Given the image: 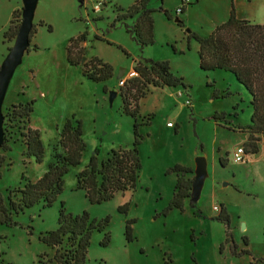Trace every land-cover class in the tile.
I'll return each instance as SVG.
<instances>
[{
    "label": "rangeland",
    "instance_id": "1",
    "mask_svg": "<svg viewBox=\"0 0 264 264\" xmlns=\"http://www.w3.org/2000/svg\"><path fill=\"white\" fill-rule=\"evenodd\" d=\"M189 1L178 14L181 0H146V8L153 11V44L140 50L116 22L135 0H36L35 35L9 80L2 116L13 106L34 103L29 123L8 124L4 119L8 142L7 151L0 149V197L5 202L9 191L22 187V177L35 182L47 172L54 153H61L56 147L58 132L72 116L81 123L85 151L80 165L64 176L62 192L51 208L36 206L14 217L15 226L0 225V264H56L54 250L39 238L55 230L61 203L66 216L86 213L91 220L109 221L103 233L91 236L84 264H264V139L257 143L256 155L245 157L252 162L231 161V149H244L237 145L247 135L223 129L212 117L224 114L230 126L247 127L249 97L230 74L199 69V45L192 38L206 39L228 20L231 9L238 20L264 24V0ZM22 8V0H0V66L15 44ZM124 23L130 26L132 20ZM80 35H85L80 44L83 58L78 66H70L66 49ZM93 59L111 68L110 80L94 83L83 77L82 64ZM141 60L167 62L186 88L151 90L138 103L141 169L136 187L91 205L76 189V176L96 150L100 162L111 150L132 145L134 120L121 113L119 96L109 103L108 93L118 94L119 81L129 79L134 63ZM121 71L124 75L119 77ZM226 92L229 96L222 98ZM26 128L38 133L40 164L23 156L20 135ZM199 157L206 160L207 178L199 199L191 200L195 209L189 200L182 212L169 210L177 181L170 170L194 166ZM193 178L192 174L187 179ZM214 206L225 209L228 229L211 221L219 215ZM121 207L125 214H119ZM128 222L134 223L131 242L124 234ZM105 233L110 241L102 248Z\"/></svg>",
    "mask_w": 264,
    "mask_h": 264
},
{
    "label": "trees",
    "instance_id": "2",
    "mask_svg": "<svg viewBox=\"0 0 264 264\" xmlns=\"http://www.w3.org/2000/svg\"><path fill=\"white\" fill-rule=\"evenodd\" d=\"M182 7L185 6L181 0ZM161 11V10H160ZM119 12H122L120 10ZM16 12L12 13V16ZM153 11L146 8V0H135L134 5L116 18V22L124 26L125 32L131 40L142 50L153 44ZM164 17L170 21V16L163 12ZM126 20H132V25H126ZM39 27L44 26L39 23ZM177 26L182 28L178 20ZM50 31V28H47ZM11 31L7 30L4 37ZM35 35L34 26L30 33V40ZM16 36V31H15ZM198 42V62L202 72L223 71L230 74L236 84L241 86L249 97L248 105L251 109L249 125L245 128L230 126L224 114L214 115L213 122L232 132L247 134V142L244 145L247 155L258 153L257 143L264 139V25L252 24L245 20H238L233 9L228 20L217 26L206 39L192 36ZM85 42V35H80L69 42L66 49V59L70 66H78L83 58V50L80 44ZM33 51L38 48L33 45ZM28 52V51H27ZM134 77L120 80L122 86L118 88V96L121 99V113L134 120L132 145L126 149L111 150L105 159L98 162V151L90 158L88 165L76 176V189L84 192L85 199L91 205H100L109 202L116 194H124L133 191L139 178L141 169L138 147L141 138L138 135L136 117L138 115V103L146 97L151 90L163 88L186 87L182 79L175 77L170 72L167 62H154L141 60L134 63L132 68ZM82 75L94 83H104L111 79V68L101 61L93 59L82 64ZM119 81V82H120ZM229 96L226 92L222 98ZM34 102L25 106H13L9 113L3 117L4 142L0 149L7 151L6 130L4 119L8 124L29 123ZM151 118L147 119V124ZM81 123L73 116L65 120L58 132L56 147L61 153L55 152L53 163L49 165L47 172L37 181L24 182L22 187L9 191L4 202L0 197V225L15 226L13 218L23 214L36 206L49 209L61 194L63 178L71 168L80 165L85 151L82 141ZM8 135H10L8 133ZM25 147L23 156L33 158L36 164H40L43 158V149L36 131L25 129L20 135ZM223 160L219 164L223 166ZM170 172L176 176V184L173 190L169 210L183 211V204L190 200L191 208V184L193 179L188 176L193 174L190 168L182 166L173 167ZM124 207L118 209L119 214H125ZM211 221L223 224L229 228V216L225 209L220 207L219 215ZM109 221L104 219L96 221L90 219L88 214L72 217L64 214L63 204H60L56 228L53 232L41 235L39 241L54 250L56 264H84L90 238L94 233L101 234L107 228ZM133 222L125 225L126 242H131V226ZM110 241L108 233L104 234L100 247L105 248ZM246 242V241H245ZM245 244V243H244ZM235 254V252H232ZM245 253H241L243 255ZM236 255V254H235Z\"/></svg>",
    "mask_w": 264,
    "mask_h": 264
},
{
    "label": "water",
    "instance_id": "3",
    "mask_svg": "<svg viewBox=\"0 0 264 264\" xmlns=\"http://www.w3.org/2000/svg\"><path fill=\"white\" fill-rule=\"evenodd\" d=\"M36 0H22V21L19 27L15 44L12 50L7 55L6 59L0 66V148L4 142L3 135V116L1 113L2 101L9 83V80L18 65H20L23 56L26 54L28 47L30 46V33L33 27L34 7ZM178 20L175 22L177 23ZM124 75V71H121L119 77ZM109 103L118 96L117 92L111 91L108 93ZM207 164L203 157H199L195 160L193 181L191 184V200L196 202L199 199L201 189L204 181L207 178Z\"/></svg>",
    "mask_w": 264,
    "mask_h": 264
},
{
    "label": "built area",
    "instance_id": "4",
    "mask_svg": "<svg viewBox=\"0 0 264 264\" xmlns=\"http://www.w3.org/2000/svg\"><path fill=\"white\" fill-rule=\"evenodd\" d=\"M188 3H189V2H187V1L184 2L185 5H188ZM176 12H177L178 14H180V12H181V8L178 9ZM132 77H134V73H133V72H131V73L128 75V78H129V79H131ZM122 84H123V82L120 81V82L118 83L119 87H121ZM186 105H187V106L190 105L188 101H186ZM168 126H170V125H168ZM246 156H247V153L245 152V150L243 149V147H237V148L233 151V153H232L231 161H232L233 163H235V164L245 163V161H246V158H245V157H246ZM218 208H219V207H218ZM218 208H217L216 206H214V207H213V212H215L216 214L219 213V212H220V208H219V209H218Z\"/></svg>",
    "mask_w": 264,
    "mask_h": 264
},
{
    "label": "crops",
    "instance_id": "5",
    "mask_svg": "<svg viewBox=\"0 0 264 264\" xmlns=\"http://www.w3.org/2000/svg\"><path fill=\"white\" fill-rule=\"evenodd\" d=\"M185 1H187V2H190L189 0H184V2ZM249 22V21H248ZM260 25H264V24H260ZM155 90H159V89H155ZM115 92H116V90H114ZM247 135V134H246ZM248 137V136H247ZM247 137H246V139L245 138H243L242 140H240V143L237 145V146H244L245 145V143L247 142ZM237 147H235V148H232L231 149V153H230V158L232 157V153H233V151L236 149ZM225 153V152H224ZM221 159V155H219L218 156V159ZM248 161L249 162H252L253 161V159H246V161H245V164L246 163H248ZM235 164V163H234ZM235 165H237V164H235ZM189 168L191 169V170H194V166H189Z\"/></svg>",
    "mask_w": 264,
    "mask_h": 264
}]
</instances>
